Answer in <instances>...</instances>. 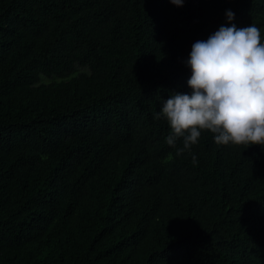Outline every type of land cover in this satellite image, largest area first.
<instances>
[{"label": "trees", "instance_id": "16d2710c", "mask_svg": "<svg viewBox=\"0 0 264 264\" xmlns=\"http://www.w3.org/2000/svg\"><path fill=\"white\" fill-rule=\"evenodd\" d=\"M228 10L264 42V0H0V264H264V148L154 118Z\"/></svg>", "mask_w": 264, "mask_h": 264}, {"label": "clouds", "instance_id": "9594fccd", "mask_svg": "<svg viewBox=\"0 0 264 264\" xmlns=\"http://www.w3.org/2000/svg\"><path fill=\"white\" fill-rule=\"evenodd\" d=\"M185 0H170L183 6ZM221 25L205 40L191 45L184 64L191 70L190 92L172 91L161 98L154 118H163L169 134L166 143L176 155L190 153L202 132L213 134L217 145H259L264 148V42L261 30L251 23L237 27L234 13L226 11ZM182 147H177V141ZM192 163L197 157L192 155Z\"/></svg>", "mask_w": 264, "mask_h": 264}, {"label": "rangeland", "instance_id": "374dc122", "mask_svg": "<svg viewBox=\"0 0 264 264\" xmlns=\"http://www.w3.org/2000/svg\"><path fill=\"white\" fill-rule=\"evenodd\" d=\"M76 71L77 72H79V71H87V69L86 68H82V67H76ZM43 80L45 81V82H49V81H52V80H58V78L57 77H51V78H43Z\"/></svg>", "mask_w": 264, "mask_h": 264}]
</instances>
